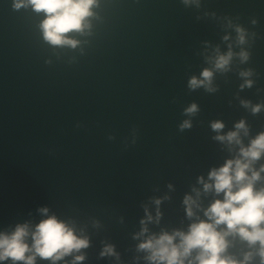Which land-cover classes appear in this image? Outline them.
<instances>
[{"label":"water","instance_id":"water-1","mask_svg":"<svg viewBox=\"0 0 264 264\" xmlns=\"http://www.w3.org/2000/svg\"><path fill=\"white\" fill-rule=\"evenodd\" d=\"M12 2L0 0V231L35 225L47 206L91 235L84 264H114L98 259L102 240L117 246L124 264L137 255L145 264L132 239L141 204L173 183L161 225L149 227L186 228L185 193L228 155L212 140L209 122L222 119L227 131L246 117L253 135L264 130V112L253 116L235 98L264 99L257 92L264 89V0H202L199 10L181 0H101L91 35L77 36L75 50L50 48L39 29L43 14L16 11ZM205 11L239 17L257 33L251 60L241 65L255 69L253 88L240 91L242 81L229 73L217 76V93L188 89L190 76L207 66L198 54L203 42L220 44L226 34L217 19H197ZM192 102L201 111L181 132Z\"/></svg>","mask_w":264,"mask_h":264},{"label":"clouds","instance_id":"clouds-1","mask_svg":"<svg viewBox=\"0 0 264 264\" xmlns=\"http://www.w3.org/2000/svg\"><path fill=\"white\" fill-rule=\"evenodd\" d=\"M185 7L202 8V0H181ZM101 6V0H13L16 11L30 8L37 14H43L39 24L43 42L52 49H77L81 40L77 36L91 35L92 20L98 18L95 9ZM212 17L220 22L226 34L220 44L213 45L204 41L203 56L207 65L197 75L190 76L187 87L190 91L203 89L214 94L219 91L217 76L227 78L236 73L242 81L240 91L256 85V71L241 65L251 60V48L257 39V33L239 23V17H217L215 12L203 13L197 19ZM257 19L251 24L256 25ZM235 33V35H233ZM226 45V50L222 49ZM239 49V51H237ZM51 63V61H47ZM264 92V89H257ZM241 107L251 115L264 112V99L254 103L242 98L239 92L235 97ZM200 105L192 102L183 109L187 117L179 124L181 132L193 127V118L200 113ZM81 125H77L80 127ZM214 135L213 141L220 145L222 152L228 155L219 166H212L207 173L199 175L196 184L182 199L184 217L190 221L186 228L166 227L159 231L150 230L149 225H161L164 217L162 205L172 200L175 191L173 183L167 184L169 191L163 195L148 197L143 202V218L140 228L132 234L138 241L135 252L143 254L145 264H264V130L252 133V126L246 117L234 122L233 128H227L222 119L209 122ZM109 139H115L110 136ZM132 144L136 143V130L133 129ZM202 185V188L196 185ZM160 192V188L153 189ZM211 196L205 205L204 198ZM154 206V210H153ZM43 217L33 225L30 221L16 224L11 231H0V264H37L38 259L57 264H84L88 260V249L92 247L91 235L78 227L74 218L62 219L47 206L40 207ZM124 218L121 217V224ZM99 228L100 222H94ZM98 259H109L114 264H124L122 253L114 243L101 241ZM71 257L70 262L67 258ZM141 256L133 257L138 264Z\"/></svg>","mask_w":264,"mask_h":264}]
</instances>
